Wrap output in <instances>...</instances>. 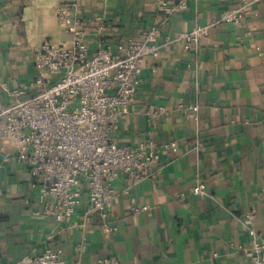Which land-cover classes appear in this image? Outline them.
<instances>
[{"label": "crops", "instance_id": "obj_1", "mask_svg": "<svg viewBox=\"0 0 264 264\" xmlns=\"http://www.w3.org/2000/svg\"><path fill=\"white\" fill-rule=\"evenodd\" d=\"M241 0H187L168 13L161 0H0V97L37 90L35 51L45 40L70 47L58 7L88 22L86 44L140 39L158 26L143 65L142 83L130 113L118 122L121 143L153 138L161 146L160 171L118 196L110 222L87 201L71 221L42 212L28 166L18 162L16 142L0 149V264L62 247L70 262L102 264H248L254 228L264 236V5L257 3L242 24L221 22L186 48L180 35L211 24ZM101 24L106 26L99 31ZM198 104L197 113L179 108ZM165 108L154 121L150 112ZM176 140L178 150L165 145ZM207 184L205 194L190 188ZM135 208H140L136 211Z\"/></svg>", "mask_w": 264, "mask_h": 264}, {"label": "built area", "instance_id": "obj_2", "mask_svg": "<svg viewBox=\"0 0 264 264\" xmlns=\"http://www.w3.org/2000/svg\"><path fill=\"white\" fill-rule=\"evenodd\" d=\"M187 0H161L163 9L174 13ZM264 0H241L226 9L221 18L211 24H199L182 33L186 48L200 42L211 26L221 22L242 24L253 5ZM66 30L73 36L70 47L45 40L35 51L37 90L28 93L21 88L13 91L14 101L0 97V149L4 141L16 142L18 162L28 166L31 188L37 191L42 212L57 221H71L84 209L85 222H92L99 213L107 231L117 230L110 222L113 203L118 196L117 182H126L125 192L145 178L160 171L157 163L161 146L153 138L138 144L121 143L115 135L118 122L130 113L142 83L145 58L157 54L160 45H152L158 26L142 34L112 44L101 42L90 54L86 44L89 24L75 18L68 6L57 9ZM106 29L101 24L99 31ZM55 79V76H58ZM179 108L195 114L198 104L180 102ZM167 114L165 108L150 112L154 121ZM172 151L178 143L165 145ZM194 194H205L207 184L191 186ZM139 211L140 208H135ZM248 264H264V236L254 228ZM15 264H81L70 262L62 247H49L41 253L27 255ZM102 264H113L110 258Z\"/></svg>", "mask_w": 264, "mask_h": 264}, {"label": "rangeland", "instance_id": "obj_3", "mask_svg": "<svg viewBox=\"0 0 264 264\" xmlns=\"http://www.w3.org/2000/svg\"><path fill=\"white\" fill-rule=\"evenodd\" d=\"M59 75L58 76H55V79H58Z\"/></svg>", "mask_w": 264, "mask_h": 264}]
</instances>
